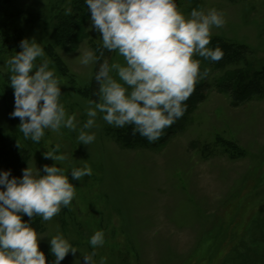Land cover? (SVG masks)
Here are the masks:
<instances>
[{
    "label": "rangeland",
    "instance_id": "1",
    "mask_svg": "<svg viewBox=\"0 0 264 264\" xmlns=\"http://www.w3.org/2000/svg\"><path fill=\"white\" fill-rule=\"evenodd\" d=\"M177 5L186 15L194 8H216L226 18L211 37L226 44L219 45L222 59L195 57L210 72L186 101L183 121L149 142L131 135L132 126L116 128L98 115L90 130L96 140L86 146L77 136L88 119V101L98 99L99 64L82 65L80 54L100 44L90 16L79 20V9L86 11L87 5L84 0H0V38L14 45L0 52L1 150L11 156L0 171L21 177L29 163L41 169L56 163L44 158L46 151L66 155L63 167L70 179L71 169L84 162L93 170L72 181L74 200L51 220L23 217L44 236L39 243L46 264L55 260L51 236L63 233L90 253L97 230L105 233L97 259L106 256L108 264H264V0H177ZM24 38H35L44 48L60 79L61 102L76 116V131L46 130L34 143L19 132V118L10 117L14 89L4 61L21 51L16 42ZM103 59L123 63L115 52L105 51ZM139 142L146 145L134 144ZM77 259L82 262L80 251L61 264Z\"/></svg>",
    "mask_w": 264,
    "mask_h": 264
},
{
    "label": "clouds",
    "instance_id": "2",
    "mask_svg": "<svg viewBox=\"0 0 264 264\" xmlns=\"http://www.w3.org/2000/svg\"><path fill=\"white\" fill-rule=\"evenodd\" d=\"M84 3L91 13V29L100 34V44L95 51H83L80 63L99 64L94 76L98 99L88 101V119L79 128L78 142L86 146L95 142L96 133L90 130L96 127L98 115L116 128L132 126L133 136L149 142L159 140L185 115L186 101L198 81L209 75L210 69L202 70V61L195 57L212 62L222 59V49L209 45L213 29L226 24L225 14L216 8H194L186 15L177 0ZM19 47L21 51H14L4 61L8 85L14 89L10 117L19 118V132L25 139L39 143L46 130L57 134L62 128L76 131V116L70 115L61 102L60 79L50 69L41 43L24 38ZM105 51L117 53L123 63H109L103 59ZM43 155L56 163L45 164L42 169L29 163L21 177L13 176L11 170L0 171V264H46L39 243L44 236L23 217L51 220L74 200L76 185L72 181L92 175L91 166L84 162L71 169L70 179L63 167L66 155L53 151ZM89 243L93 251L82 252L63 233L51 236L53 264H61L70 253L75 256L78 251L83 259H77L76 264H108L106 256L97 259L96 251L105 243L104 231H95Z\"/></svg>",
    "mask_w": 264,
    "mask_h": 264
},
{
    "label": "trees",
    "instance_id": "3",
    "mask_svg": "<svg viewBox=\"0 0 264 264\" xmlns=\"http://www.w3.org/2000/svg\"><path fill=\"white\" fill-rule=\"evenodd\" d=\"M83 7V6H81ZM80 7V8H81ZM83 8L79 9V11H81L82 16L79 17V20H81V22H84L89 16H90V12L88 11L87 7H86V11H82ZM11 19H7V22L5 24V30L8 31V26L11 24ZM66 21V20H65ZM64 21V22H65ZM7 33V32H6ZM5 38H0V52L1 53H6L8 50H10L11 48H13V42H11V40L9 38H6V36H4ZM16 45H19L18 42H16ZM210 45L212 46H221V47H226L225 43H221L220 41H214L211 42ZM189 113V112H188ZM184 116L180 119L183 121ZM5 140V137H1L0 136V166H4V165H9V163L11 162V156L10 159H8L7 155L1 150V145L3 143V141ZM135 145L139 144V145H146L145 142H139V143H134ZM14 156V155H13ZM36 222V221H35Z\"/></svg>",
    "mask_w": 264,
    "mask_h": 264
}]
</instances>
